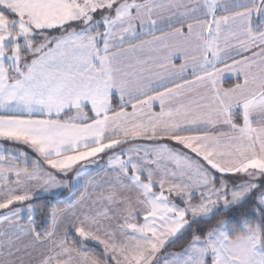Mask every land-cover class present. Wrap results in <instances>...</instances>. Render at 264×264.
<instances>
[{
	"label": "snow or ice",
	"instance_id": "1",
	"mask_svg": "<svg viewBox=\"0 0 264 264\" xmlns=\"http://www.w3.org/2000/svg\"><path fill=\"white\" fill-rule=\"evenodd\" d=\"M0 264H264V0H0Z\"/></svg>",
	"mask_w": 264,
	"mask_h": 264
},
{
	"label": "trees",
	"instance_id": "2",
	"mask_svg": "<svg viewBox=\"0 0 264 264\" xmlns=\"http://www.w3.org/2000/svg\"><path fill=\"white\" fill-rule=\"evenodd\" d=\"M234 81H227L226 82V86H228L229 84L233 83ZM45 199H48V198H40V199H37L34 201V203H37V204H42L45 202ZM51 200L52 203H55V204H59L60 206H63L65 204L68 203L67 199L65 200L64 198H59V199H49ZM253 206L250 205V204H246L244 205L241 209H236V210H233V212L229 213L230 216H236L237 219H240L242 218V214L245 213V212H250L251 211V208ZM201 227H203V225H201ZM183 244V240H178L176 242V244L172 245V248L175 249V250H179L180 247L182 246ZM88 248L92 251H98V246H94L92 244H89L88 245Z\"/></svg>",
	"mask_w": 264,
	"mask_h": 264
},
{
	"label": "crops",
	"instance_id": "3",
	"mask_svg": "<svg viewBox=\"0 0 264 264\" xmlns=\"http://www.w3.org/2000/svg\"><path fill=\"white\" fill-rule=\"evenodd\" d=\"M221 2L224 3L225 5H230L232 3L238 2V0H221ZM220 14H222V15H229V13H223V12L220 13ZM166 31H167V29H166ZM185 31H186V29H185ZM157 35H159V33H157ZM145 39H151V37H145ZM177 39H179V38H177ZM146 54L147 53H137V55H146ZM177 63H179V60H177ZM227 81H234V78H232V77H226V82ZM9 147H11V145H9ZM101 164H103V161H101ZM91 167L92 168H95L96 166L95 165H92ZM100 177H102V179H103V176L102 175L97 176V179H100ZM43 198L54 199V198L46 197V195L43 196ZM92 245H94V244H92ZM94 246H96V245H94Z\"/></svg>",
	"mask_w": 264,
	"mask_h": 264
},
{
	"label": "rangeland",
	"instance_id": "4",
	"mask_svg": "<svg viewBox=\"0 0 264 264\" xmlns=\"http://www.w3.org/2000/svg\"><path fill=\"white\" fill-rule=\"evenodd\" d=\"M69 179H71V177H69ZM100 179H102V177H100ZM37 191H39V190L37 189ZM57 191H59V190H57ZM43 196H45V194L41 193L40 198H43ZM69 196H70V193L68 192V190H64L62 196L55 197L54 199L64 198L65 200H66V199L69 200V199H68ZM40 198H38V199H40ZM49 198H53V197H49ZM35 200H37V199L34 198L33 202H34Z\"/></svg>",
	"mask_w": 264,
	"mask_h": 264
}]
</instances>
